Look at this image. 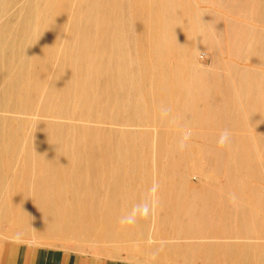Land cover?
<instances>
[{
  "label": "bare ground",
  "instance_id": "6f19581e",
  "mask_svg": "<svg viewBox=\"0 0 264 264\" xmlns=\"http://www.w3.org/2000/svg\"><path fill=\"white\" fill-rule=\"evenodd\" d=\"M254 21L264 23V0H0V217L13 189L17 216L47 230L146 205L175 233L231 231L241 242L231 263L257 255L264 28ZM128 111L138 127H126ZM122 175L142 180L131 197Z\"/></svg>",
  "mask_w": 264,
  "mask_h": 264
},
{
  "label": "rangeland",
  "instance_id": "374dc122",
  "mask_svg": "<svg viewBox=\"0 0 264 264\" xmlns=\"http://www.w3.org/2000/svg\"><path fill=\"white\" fill-rule=\"evenodd\" d=\"M250 23L256 25L258 28H264L263 22L254 21ZM130 25L125 23L127 27L125 28V36H128V40L132 38L129 32ZM201 51H205V49H200L199 52ZM201 62L206 64V60L203 58H201ZM129 119L133 118L132 114L128 111L125 113V122L129 121ZM126 127L136 128L138 126L135 124L130 127L129 122H127ZM119 146L129 148L130 150L127 151H131L137 147L136 144H121ZM186 146L192 148V150L189 149L188 151L197 158L198 163L201 165L207 164L209 160L202 158L203 152L199 149L202 147L200 143L188 141L186 142ZM129 163L124 162L123 164L129 168ZM206 167L208 166L206 165ZM119 179L120 183L124 186L123 197H131L133 196V192L135 194L140 189L138 186L140 187L142 180L140 181L138 178L131 180L127 175H122ZM189 182L194 187H201L198 179L192 175ZM214 184L218 183L210 178L205 180L204 187L209 189ZM15 190L13 189L8 192V195L14 202L13 207L7 209L11 210V214L1 215L0 217V242L18 241L48 247H63L82 252H97L119 257L125 261L143 264H177L179 259L188 258L183 256V247L189 249L190 246L203 244L204 247L205 244H209L217 246V249L213 252V256L210 257L215 261V264H264V238L251 242L252 244H260L258 247H252L254 251L255 249L260 251L257 255L249 256L248 253L242 254L243 252L238 251V253L234 250L238 257L235 263H231L232 258L229 255L233 249L230 246L232 247L233 243H241L240 240H237L240 238H232L231 235L233 233L231 231L223 230L222 232H217L213 229H207L208 227L205 228L206 226L201 228L202 231H199L201 229L198 226L192 225L186 226V228L181 227L178 233H175V231L168 229L167 226L153 224V210H141L142 206H138L136 210H114L109 213L105 210V216H108L107 220L109 221L106 224L101 221L99 224L92 225L90 229L81 228L76 222L67 219L63 229L47 230L41 227L40 217L33 216L31 213L26 216L23 215L21 218L17 216L16 211L24 209L17 205V195L15 194L16 192H13ZM185 211L190 214H196V210ZM183 213L184 211L182 210L181 214ZM129 218L134 223H121L122 220ZM180 218L183 220V217ZM261 245L262 248L260 247ZM202 256H204V252ZM224 259L226 261L221 262Z\"/></svg>",
  "mask_w": 264,
  "mask_h": 264
},
{
  "label": "crops",
  "instance_id": "0c3cea01",
  "mask_svg": "<svg viewBox=\"0 0 264 264\" xmlns=\"http://www.w3.org/2000/svg\"><path fill=\"white\" fill-rule=\"evenodd\" d=\"M208 229V228H207ZM217 246L199 244L183 247L184 257L177 264H215L210 257ZM204 252V256L202 253ZM226 261L225 259L221 262ZM0 264H143L97 252L75 251L63 247H48L18 241L0 242Z\"/></svg>",
  "mask_w": 264,
  "mask_h": 264
},
{
  "label": "clouds",
  "instance_id": "9594fccd",
  "mask_svg": "<svg viewBox=\"0 0 264 264\" xmlns=\"http://www.w3.org/2000/svg\"><path fill=\"white\" fill-rule=\"evenodd\" d=\"M229 136H230V133L228 130H225L222 134H221V137L218 141L219 145L220 146H225L228 141H229ZM184 145L181 144V148H183ZM145 211H147V206L145 205ZM121 223H134V221L132 219H125V220H122Z\"/></svg>",
  "mask_w": 264,
  "mask_h": 264
}]
</instances>
